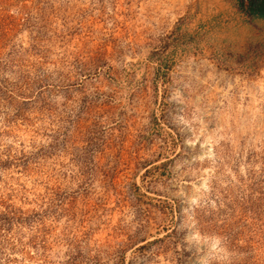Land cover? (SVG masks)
Wrapping results in <instances>:
<instances>
[{"label":"rangeland","instance_id":"1","mask_svg":"<svg viewBox=\"0 0 264 264\" xmlns=\"http://www.w3.org/2000/svg\"><path fill=\"white\" fill-rule=\"evenodd\" d=\"M0 264H264V21L0 0Z\"/></svg>","mask_w":264,"mask_h":264},{"label":"trees","instance_id":"2","mask_svg":"<svg viewBox=\"0 0 264 264\" xmlns=\"http://www.w3.org/2000/svg\"><path fill=\"white\" fill-rule=\"evenodd\" d=\"M238 11L247 18L264 21V0H236Z\"/></svg>","mask_w":264,"mask_h":264}]
</instances>
